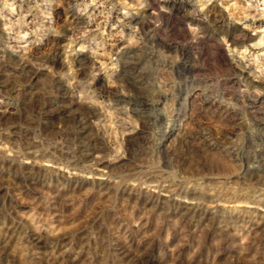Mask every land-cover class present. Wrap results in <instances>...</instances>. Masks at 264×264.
<instances>
[{"label":"rangeland","instance_id":"obj_1","mask_svg":"<svg viewBox=\"0 0 264 264\" xmlns=\"http://www.w3.org/2000/svg\"><path fill=\"white\" fill-rule=\"evenodd\" d=\"M263 158L264 0H0V264H264Z\"/></svg>","mask_w":264,"mask_h":264},{"label":"bare ground","instance_id":"obj_2","mask_svg":"<svg viewBox=\"0 0 264 264\" xmlns=\"http://www.w3.org/2000/svg\"><path fill=\"white\" fill-rule=\"evenodd\" d=\"M71 19L67 24L66 26L61 30V34L56 37H52L53 41H54V51L52 53H50L47 57H46V62H54L57 57L61 54V49H62V46H63V40H64V36L65 34H67L66 32H68V30L80 25L82 23L81 19L78 17V16H75V15H71ZM60 33V32H59ZM89 57H83L81 59V65L84 69H86L88 67V62L90 61V59L87 61ZM131 61V60H130ZM134 64V63H133ZM136 64V63H135ZM243 64V63H242ZM126 65H129V64H126ZM134 67V66H133ZM241 67V66H240ZM21 68H22V71L25 72V76L22 77V82H26L27 85H28V88L26 89V91L23 92V95L26 96V97H30L31 99L35 97V94L34 92L32 91V81L35 79L36 77V74L34 71H32V68L30 69V63L29 61H23L21 63ZM130 68V67H129ZM132 69V68H131ZM241 74H246L245 70L244 69H241ZM246 79L251 83L253 84L255 87L258 86L259 82H257L255 79H252L250 77V74H246ZM21 77H19L20 79ZM24 78V79H23ZM61 81L59 80H56L55 81V84H60ZM23 86V85H22ZM253 86V87H254ZM58 87V86H57ZM56 87V88H57ZM131 87V86H130ZM25 88V87H24ZM134 88V86H133ZM60 89V86L59 88ZM64 92V91H63ZM64 96L63 98H66V93H63ZM71 97V96H70ZM49 102V101H48ZM139 102V101H138ZM45 104V103H44ZM55 104V103H54ZM58 107L54 108V109H51L47 111H44L42 112L41 114L39 113V115L41 116V118H38L39 121L42 123L45 122V123H51V124H54L56 121L54 119H52V117L55 115V114H58V113H62V116H63V119L65 120L64 122H67V121H70V118H71V115H68L69 113H74V116H73V123L70 122V126L68 125L69 128L73 129L74 132H76L77 134L78 133H81V132H84L86 131L87 129V125L89 123L88 119L86 116L80 114L78 112V110H74L75 109V106H76V103L75 102H68L66 104L62 103V102H59L58 103ZM61 104V105H60ZM56 106V105H55ZM42 109V107H41ZM44 110H45V107H44ZM73 111V112H72ZM37 113V112H36ZM44 113V114H43ZM38 115V113H37ZM53 115V116H52ZM36 118V117H35ZM37 119V120H38ZM38 121V122H39ZM91 122V120H90ZM78 136V135H77ZM29 146L26 148L27 150V155L31 156L32 158L35 157L34 153L35 151L33 150L34 147L33 145L30 143L28 144ZM36 146V145H35ZM42 146V145H41ZM36 150V149H35ZM37 152V151H36ZM75 153V152H74ZM82 154V153H81ZM81 154H79L81 156ZM88 154V153H87ZM91 154V153H90ZM78 155V156H79ZM85 155V154H84ZM89 155V154H88ZM88 155H86V157H88ZM68 157V156H67ZM82 157V156H81ZM76 158H77V155H76ZM264 159V158H263ZM62 162V161H61ZM264 164V163H263ZM27 170V169H26ZM32 171V170H31ZM24 173V172H23ZM29 174V173H28ZM31 174V173H30ZM26 179H27V176H26ZM28 181V180H27ZM159 197V196H158ZM153 200V199H152ZM163 200V199H162ZM161 201V200H160ZM155 202V201H154ZM181 206V205H180ZM183 207V206H182ZM178 209V208H177ZM13 223V222H12ZM12 227V226H11ZM40 234V233H39ZM38 233H30L29 234V237L28 239L30 238V240L34 241L33 243L35 244V246H39L41 245L40 242L42 243V239L43 237L41 235H39ZM54 239V238H53ZM29 240V241H30ZM59 241H57L58 243ZM44 247V246H43ZM56 247V246H55ZM135 251V250H134ZM40 255V254H39ZM119 261L121 264H144L146 262H144L142 260V257L136 253H132L131 251L128 250H122L120 252V255H119Z\"/></svg>","mask_w":264,"mask_h":264}]
</instances>
